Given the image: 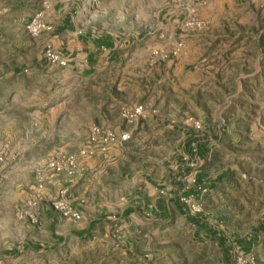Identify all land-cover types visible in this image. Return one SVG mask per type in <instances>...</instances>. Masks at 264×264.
Wrapping results in <instances>:
<instances>
[{
  "label": "rangeland",
  "instance_id": "374dc122",
  "mask_svg": "<svg viewBox=\"0 0 264 264\" xmlns=\"http://www.w3.org/2000/svg\"><path fill=\"white\" fill-rule=\"evenodd\" d=\"M54 1L5 0L28 17L23 29L9 25L0 37V264H264V0H78L76 28L114 47L87 72L30 64L43 53L39 36L51 26L42 12ZM117 72L125 74L114 85ZM117 97L137 104L123 113L129 123L154 113L175 136L146 141L159 150L144 164L170 168L182 132L206 145L186 166L188 177L200 172L204 182L181 195L184 214L138 225L126 245L111 230L77 236L65 222L42 219L63 189L81 216L55 212L81 219L69 182H52V174L71 177L77 156L129 140L104 147L91 139L95 129L115 133L97 122ZM87 131L89 146L69 152L76 133ZM70 156L71 174L50 165Z\"/></svg>",
  "mask_w": 264,
  "mask_h": 264
},
{
  "label": "crops",
  "instance_id": "0c3cea01",
  "mask_svg": "<svg viewBox=\"0 0 264 264\" xmlns=\"http://www.w3.org/2000/svg\"><path fill=\"white\" fill-rule=\"evenodd\" d=\"M214 1L233 5L239 0ZM77 9L78 0H60L45 4L42 18L51 28L39 36L43 53L34 55L31 65L46 66L44 51L48 47H54L68 57V68L87 72L103 60L101 55H106L114 48L107 46L106 40L90 35L89 29L76 28ZM27 17L24 13L11 11L9 5H5V0H0V37L2 31L10 29L9 25L23 29ZM21 43L28 48L34 45L28 38H24ZM110 57L111 54L107 59ZM107 65L108 61L105 62V67ZM16 69L15 66L14 71ZM105 72L111 73L103 71ZM124 74L125 72L115 73L114 85L122 82L120 78H123ZM136 105L123 102L119 97L107 101L104 103V109L100 111L101 119L97 122L117 134L126 133L129 136L128 141L111 144L105 151L95 149L96 152L92 156H77L81 148L89 146L85 144L89 142L90 134L89 131L86 136L76 133L72 147L68 150L77 156L75 174L66 177L65 173H53L51 181L57 179L69 182L68 187L76 206L82 211V217L80 220L63 218L48 205L42 213V219H47L49 226L65 222L77 236L78 232L82 233L88 229L100 236L103 232L108 233L111 230V234L119 238L118 243L121 244L123 241L120 239H124L126 245L125 242L131 238V231L136 230L138 225L147 226L152 221L156 222L167 212H185L186 207L180 202L181 195L197 191L198 186L204 182L200 172H197L194 181L192 177H188L189 168L186 166L189 161L202 158L206 150L205 140L195 141L191 133L182 132L178 138L181 148L173 150L176 155L174 163L169 165L170 168L164 167L162 160L152 166H149V163L144 164L145 156L157 157L159 150L158 146L145 145L146 141L152 143L153 140L150 139L153 138L155 143L164 139L171 142L175 136L166 129L164 120L154 116V113L146 112L144 117L129 123L123 113ZM133 152H136L135 157H139L138 161L129 157V153ZM141 158L143 160H140ZM163 184H166L165 191L161 187ZM113 225L117 228L112 229Z\"/></svg>",
  "mask_w": 264,
  "mask_h": 264
},
{
  "label": "built area",
  "instance_id": "2783aa9c",
  "mask_svg": "<svg viewBox=\"0 0 264 264\" xmlns=\"http://www.w3.org/2000/svg\"><path fill=\"white\" fill-rule=\"evenodd\" d=\"M44 56L46 60L48 61V63L57 64L60 66H66L69 60L68 57L65 56L60 50H57L53 47H48L44 52ZM142 112H143L142 107L139 106L134 109L133 115H135V117L140 116L142 115ZM97 134H100V131L95 129L91 139L93 141H97V142L99 141L104 147L108 143L113 142L118 138L122 141H125L129 137L125 133L117 137L116 134L110 130L103 131V133H101L100 136H97ZM87 152H91V151L83 150L82 154H85ZM68 161H69L68 164H65L63 162L60 163L58 161H54L50 163V165L53 168H55L58 172L65 171L71 174L74 171V157L70 156V159ZM67 192H68L67 189H63L60 195L52 201L51 206L56 212H58L60 215L64 217L79 218L81 216V212L71 204Z\"/></svg>",
  "mask_w": 264,
  "mask_h": 264
}]
</instances>
